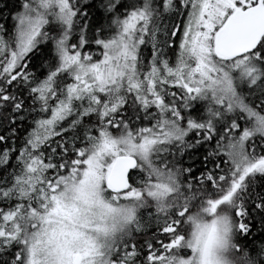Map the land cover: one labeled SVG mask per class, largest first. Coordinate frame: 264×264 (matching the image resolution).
<instances>
[{
  "label": "snow or ice",
  "instance_id": "snow-or-ice-1",
  "mask_svg": "<svg viewBox=\"0 0 264 264\" xmlns=\"http://www.w3.org/2000/svg\"><path fill=\"white\" fill-rule=\"evenodd\" d=\"M0 264H264V0H0Z\"/></svg>",
  "mask_w": 264,
  "mask_h": 264
}]
</instances>
